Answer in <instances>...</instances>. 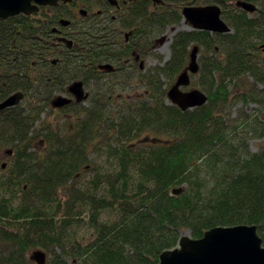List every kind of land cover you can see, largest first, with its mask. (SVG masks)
<instances>
[{"label": "trees", "instance_id": "16d2710c", "mask_svg": "<svg viewBox=\"0 0 264 264\" xmlns=\"http://www.w3.org/2000/svg\"><path fill=\"white\" fill-rule=\"evenodd\" d=\"M99 1L0 19V103L23 94L0 111V264H36L30 250L43 251L45 264H157L185 232L200 239L237 225H255L264 245V0H127L114 24L74 12ZM189 5L219 6L231 33L177 32L170 58L140 76L139 95H116L135 77L97 65L114 52L150 51ZM57 28L71 48L56 44ZM115 28L132 31L127 44ZM194 47L202 55L191 78L207 102L182 111L167 91ZM77 80L89 105L57 109H72L64 116L75 115L73 129L47 127L41 115L52 96ZM249 103L255 112H231ZM250 139L262 142L256 152Z\"/></svg>", "mask_w": 264, "mask_h": 264}, {"label": "water", "instance_id": "95a60500", "mask_svg": "<svg viewBox=\"0 0 264 264\" xmlns=\"http://www.w3.org/2000/svg\"><path fill=\"white\" fill-rule=\"evenodd\" d=\"M153 1L159 2V0ZM59 2L67 4L72 0H0V19L31 15L37 13L40 7H56ZM235 5L248 13L256 10L253 4L243 1H237ZM79 12L82 16L87 14L85 9H80ZM181 15L188 30L217 34L231 33V28L221 18V8L217 5L185 6ZM69 23L68 20H60L62 26H67ZM66 43L71 45V41L66 40ZM197 56L198 48L194 47L189 54L187 68L177 76L175 83L167 91V99L182 111L203 106L207 102V96L199 89L181 90L190 85V76L196 75L199 71ZM107 67L109 66L102 68ZM68 92L77 101L86 98L80 82L72 83ZM22 98L21 92L10 95L0 103V111L15 107ZM70 102L71 98L58 96L51 102V106L62 108ZM4 167L3 164L2 168ZM181 192L182 188L173 190L174 195ZM30 259L36 264H45L46 254L41 250H34ZM157 264H264V245L255 225L216 227L206 231L200 239H193L185 233L180 237L175 248L165 250L159 255Z\"/></svg>", "mask_w": 264, "mask_h": 264}, {"label": "flooded vegetation", "instance_id": "af4514ba", "mask_svg": "<svg viewBox=\"0 0 264 264\" xmlns=\"http://www.w3.org/2000/svg\"><path fill=\"white\" fill-rule=\"evenodd\" d=\"M102 1L97 2V4L95 2V5L91 9V10L95 9L94 10L95 12L90 14V15H95L99 19L98 21L100 23H101V21L103 22V21L107 20V21H110L114 24L118 20V16L120 15V12L122 11V9H124V7H127V4H128L127 0H112V1L105 0L103 2ZM70 3H72V2H70ZM70 3L64 4L62 2H59V4H62L65 6L69 5ZM83 9H85V8H83ZM78 10H80V9H78ZM85 10L87 11V14L84 16L80 15L81 17H87L89 15V11L87 9H85ZM59 26L62 27V25H60V24H59ZM59 29L57 28V30H55L56 39H57L56 44L59 46L61 51L64 48V46L71 48L73 41L70 39V37L67 35V33L64 30H62V29L59 30ZM114 31H117V38L119 40L120 39L123 40L124 45L129 42V39L132 36V31H128V30L123 31V30H120L117 28H115ZM164 35L165 34H163L162 37ZM66 40L71 41V45H68L66 43ZM156 43H157V41H155V44L151 47L150 51L149 50H147V51L141 50L140 51V50L134 49L128 55L118 53V52H114V53H112V55L109 56V59L107 62L98 64L97 68L99 69L100 72H102L104 74H108L113 78L114 77H120L121 75L122 76L123 75H130L132 77H135L134 82L132 84L135 85L136 84L135 82H137L136 85L140 87V85L142 84L141 80H140V76L141 75L143 76L148 70L152 69V67H149V68L145 67V60H147L148 58H152L154 60L156 59L155 55L153 54ZM55 63H56V59L51 61V64L54 65ZM103 66H109V67L102 68ZM153 68H155V67H153ZM176 79H177V77H175L174 83H175ZM74 82H80L82 84L83 92L85 90L87 91V89L84 87L82 81L77 80V81H73L72 83H74ZM69 86L67 87L66 91L63 92V93H66L70 96L71 102L69 104L80 103V102H83L84 100H86L88 98V96H89V94L87 93L88 91L87 92L85 91L84 94L86 95V98L82 101H77L68 92ZM60 96H63V95H60ZM64 97H67V96H64ZM72 97L74 98V101H73ZM67 98H69V97H67ZM52 101L53 100H51V102ZM54 109H61V108H54Z\"/></svg>", "mask_w": 264, "mask_h": 264}, {"label": "rangeland", "instance_id": "374dc122", "mask_svg": "<svg viewBox=\"0 0 264 264\" xmlns=\"http://www.w3.org/2000/svg\"><path fill=\"white\" fill-rule=\"evenodd\" d=\"M93 10L89 11V14L95 12ZM74 12H78V9L74 10ZM179 31H188L187 27L185 26L184 22L181 20V22L178 25L175 26H171L170 28H167V30L165 31V35L162 37L160 36L156 41V45L154 48V52L153 54L155 55L156 59H152V58H148L147 60H145V67L149 68V67H161L164 65V63L170 58V44H171V40L173 35H175L177 32ZM201 50L198 53L197 56V63H200V57H201ZM161 80H163V78H160ZM197 77L193 76L191 78V83L188 87H183L181 90L182 91H188L191 89H198L199 86H197L196 83ZM165 82H167L164 79ZM248 82H251L252 80L250 78H248L247 80ZM173 83H171L172 85ZM71 85V84H70ZM170 85V86H171ZM167 85H165L166 87ZM231 88V87H230ZM139 89V90H138ZM200 89V88H199ZM86 91V90H85ZM84 91V93H85ZM92 91V90H91ZM139 91H142L140 87H138L136 84L129 87V89H125L123 91H116V95H121L123 97H136L139 94ZM87 92V91H86ZM88 93V92H87ZM89 94V93H88ZM63 95V96H67L70 98V96L66 93H57L54 94L51 98V100H54L56 97ZM73 98V97H72ZM167 99V98H166ZM89 98L83 102H80L78 105L81 107H86L89 105ZM74 101V98H73ZM167 103H170V101L167 99L166 100ZM22 104V102L20 103V105ZM171 104V103H170ZM52 107V106H51ZM257 106L255 104L249 103L247 105H243V104H237L235 107H233L231 109V112L233 113V115H237L238 111L242 110L246 113H252L255 112ZM67 111V110H66ZM72 109H69L67 112H62V111H58L57 109H54L52 107V109H47L45 111V114L41 115L42 120H45L44 124L48 126H52L53 130H57L58 128L61 130V133H64L66 128L69 127L70 129H73V123L76 121L73 116L75 115H70V116H64L65 113H67L68 115L71 114ZM45 125L42 124V126L45 127ZM249 144V148L252 152H256L259 147L261 146L262 142L259 140H255V139H250L248 141ZM34 146H35V150L37 152H40L41 149H43L44 147V142L40 141V139H37L34 142ZM5 163V158L2 154V152H0V166ZM3 172V170L0 167V174ZM90 173H86L85 175H83V178L88 179L90 177ZM187 233V232H185ZM184 233V234H185ZM183 234V235H184ZM91 236L90 234L87 235V238H85L86 240L90 239ZM34 250H30L28 253V258L30 259L32 252ZM31 260V259H30ZM32 261V260H31Z\"/></svg>", "mask_w": 264, "mask_h": 264}, {"label": "bare ground", "instance_id": "6f19581e", "mask_svg": "<svg viewBox=\"0 0 264 264\" xmlns=\"http://www.w3.org/2000/svg\"><path fill=\"white\" fill-rule=\"evenodd\" d=\"M4 169V168H3Z\"/></svg>", "mask_w": 264, "mask_h": 264}]
</instances>
